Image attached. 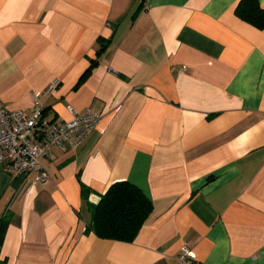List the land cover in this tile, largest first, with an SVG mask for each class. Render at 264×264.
I'll return each mask as SVG.
<instances>
[{"label":"crops","instance_id":"0c3cea01","mask_svg":"<svg viewBox=\"0 0 264 264\" xmlns=\"http://www.w3.org/2000/svg\"><path fill=\"white\" fill-rule=\"evenodd\" d=\"M238 2L0 0V103L100 116L38 171L0 167L6 264H175L183 246L201 264H264V28ZM120 181L152 203L131 243L85 232Z\"/></svg>","mask_w":264,"mask_h":264},{"label":"built area","instance_id":"2783aa9c","mask_svg":"<svg viewBox=\"0 0 264 264\" xmlns=\"http://www.w3.org/2000/svg\"><path fill=\"white\" fill-rule=\"evenodd\" d=\"M67 120H50L43 113L38 95L34 97V109L8 110L0 103V167L17 177L38 171L39 160L52 148L78 149L93 133L100 119L96 113L86 110L77 112L67 107ZM46 173L39 172L36 181L45 183ZM175 264H201L193 250L181 247Z\"/></svg>","mask_w":264,"mask_h":264},{"label":"trees","instance_id":"16d2710c","mask_svg":"<svg viewBox=\"0 0 264 264\" xmlns=\"http://www.w3.org/2000/svg\"><path fill=\"white\" fill-rule=\"evenodd\" d=\"M235 14L258 30L264 28V9L258 0H239ZM81 194L87 200L89 189L82 186ZM88 209L90 223L86 233H92L99 239L131 243L151 213L152 203L140 188L120 181L111 184L100 195L98 203L89 204ZM8 225L9 215L0 218V264H6V260L1 259V247Z\"/></svg>","mask_w":264,"mask_h":264}]
</instances>
